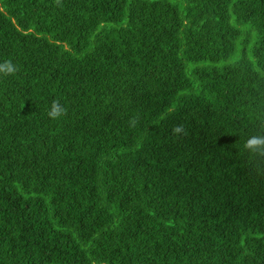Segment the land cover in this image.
I'll list each match as a JSON object with an SVG mask.
<instances>
[{
    "label": "trees",
    "instance_id": "16d2710c",
    "mask_svg": "<svg viewBox=\"0 0 264 264\" xmlns=\"http://www.w3.org/2000/svg\"><path fill=\"white\" fill-rule=\"evenodd\" d=\"M6 60L0 264H264V0H0Z\"/></svg>",
    "mask_w": 264,
    "mask_h": 264
},
{
    "label": "clouds",
    "instance_id": "9594fccd",
    "mask_svg": "<svg viewBox=\"0 0 264 264\" xmlns=\"http://www.w3.org/2000/svg\"><path fill=\"white\" fill-rule=\"evenodd\" d=\"M17 69L16 66L10 61L6 60L2 66H0V74L4 77L15 75ZM66 115V109L61 105L59 100H53L51 106L47 111L49 119L58 120L62 116ZM129 125L135 127V118L129 121ZM174 133L181 131V127L174 128ZM243 148L250 153V155L264 157V136H252L248 138Z\"/></svg>",
    "mask_w": 264,
    "mask_h": 264
},
{
    "label": "rangeland",
    "instance_id": "374dc122",
    "mask_svg": "<svg viewBox=\"0 0 264 264\" xmlns=\"http://www.w3.org/2000/svg\"><path fill=\"white\" fill-rule=\"evenodd\" d=\"M231 62V61H228V63Z\"/></svg>",
    "mask_w": 264,
    "mask_h": 264
}]
</instances>
